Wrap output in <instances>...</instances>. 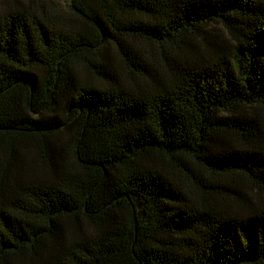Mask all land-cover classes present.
Here are the masks:
<instances>
[{"label":"trees","instance_id":"1","mask_svg":"<svg viewBox=\"0 0 264 264\" xmlns=\"http://www.w3.org/2000/svg\"><path fill=\"white\" fill-rule=\"evenodd\" d=\"M0 264H264V0H0Z\"/></svg>","mask_w":264,"mask_h":264}]
</instances>
